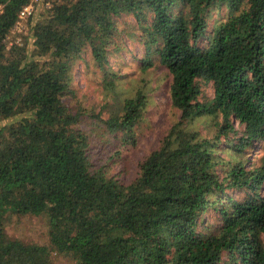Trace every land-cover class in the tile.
I'll list each match as a JSON object with an SVG mask.
<instances>
[{"label": "trees", "instance_id": "trees-1", "mask_svg": "<svg viewBox=\"0 0 264 264\" xmlns=\"http://www.w3.org/2000/svg\"><path fill=\"white\" fill-rule=\"evenodd\" d=\"M27 1L0 0V264H58L52 254L69 264H264V0H50L27 21L31 42L7 48L2 40ZM221 8L207 29L210 10ZM128 14L143 46L140 70L165 69L179 113L122 181L103 151L109 158L106 144L119 137L136 143L146 93L136 88L105 115L68 97L84 51L103 86L113 83L106 54ZM200 81L211 82V97L199 98ZM85 114L97 120L91 128L80 125ZM208 116L207 137L192 123ZM232 119L243 129L230 144ZM255 141L263 144L257 163H228L219 178L217 151L241 153ZM225 187L244 196L232 199ZM210 204L221 223L202 232L197 218ZM21 214L45 218L47 243L5 231Z\"/></svg>", "mask_w": 264, "mask_h": 264}, {"label": "rangeland", "instance_id": "rangeland-1", "mask_svg": "<svg viewBox=\"0 0 264 264\" xmlns=\"http://www.w3.org/2000/svg\"><path fill=\"white\" fill-rule=\"evenodd\" d=\"M46 0H36L31 19L32 22L37 16L44 11ZM50 1V0H48ZM223 9L216 11L211 9L206 17L207 29L212 26V23L219 18ZM22 35V41L31 42L30 24H27ZM133 17L128 14L123 18L117 19L119 36L117 37L118 48L110 49L106 54V66L110 70H115L113 83L103 84L100 81V73L95 65L90 53L84 51L82 58L76 59L73 65L71 89L72 94L68 99L71 104L80 103L86 112L95 113L101 109L102 115L105 111L111 108L112 105L118 102L119 99L127 95H132L136 88L142 89L147 96V103L142 119L135 127L136 143L130 144L118 139L110 140L111 156L108 158L105 151L102 156L108 165V173L114 174L115 177L122 181H128L135 170L136 161L144 155L149 149L155 147L159 138L166 131L167 127L178 117L179 111L170 104L167 85L169 76L162 67H150L146 70H140L138 58L143 54V46L138 39V32L133 24ZM204 42L203 38L198 40V44ZM212 96L211 82L200 81L199 98H209ZM82 117L80 125L82 127L91 128L97 120L95 117H89L85 114ZM202 118V119H201ZM220 120V116L217 118ZM215 118L199 117L194 120L192 125L197 127L202 134L207 137L214 133ZM233 130L227 133V138H230V144L236 142V138L241 134L243 123L232 119ZM118 136V135H116ZM222 135L220 138L222 139ZM223 140V139H222ZM224 142L220 144L224 147ZM115 151V152H114ZM109 153V152H108ZM263 153V144L260 141H255L252 148L244 147L241 153H234L231 147L220 149L217 151L224 160L216 165V172L219 176H223L224 170L229 166L228 163L241 161L246 167L257 163L259 156ZM223 192L230 195L232 199H240L244 196V189L237 190L225 187ZM221 202L226 201L224 198ZM221 196V195H219ZM216 199V195L211 196ZM218 203V202H217ZM215 204H210L206 209L198 215L197 229L202 232H212L217 228L221 219ZM5 231L25 242L47 243L45 218L41 215L21 214L12 216L9 223L5 225ZM52 260L58 264H69L68 258L52 254Z\"/></svg>", "mask_w": 264, "mask_h": 264}, {"label": "built area", "instance_id": "built-area-1", "mask_svg": "<svg viewBox=\"0 0 264 264\" xmlns=\"http://www.w3.org/2000/svg\"><path fill=\"white\" fill-rule=\"evenodd\" d=\"M36 0H28L26 3L22 4L17 11L16 19L12 26L6 32L2 42L8 48L12 43L20 44L24 29L26 26L27 18L32 14L34 9V4ZM49 1H45V5L48 6ZM0 4V12H1Z\"/></svg>", "mask_w": 264, "mask_h": 264}]
</instances>
